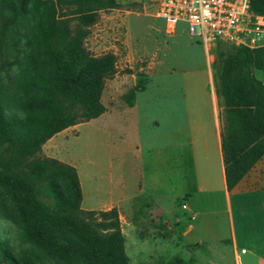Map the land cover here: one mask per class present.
Segmentation results:
<instances>
[{"label":"rangeland","instance_id":"obj_1","mask_svg":"<svg viewBox=\"0 0 264 264\" xmlns=\"http://www.w3.org/2000/svg\"><path fill=\"white\" fill-rule=\"evenodd\" d=\"M115 1V7L97 9L88 19H79L80 15L71 23L82 27V46L90 57L114 55L113 70L102 77L99 103L103 112L53 134L34 156L55 159L73 169L81 194L79 209L92 225L117 221L129 264H239L228 248L211 243L217 236L215 214L204 213L197 224L181 207L183 198L142 191V172L147 173L152 163L168 188L166 137L169 120L173 121L169 115L177 112L182 118L181 98L214 94L226 131L229 120L218 93L219 74L222 56L233 48L220 44L208 51L183 28L169 31L157 16V0ZM56 8L52 1L30 0L26 5L30 32L21 41L24 50L19 58L24 53L30 57L36 102L46 96L53 77L42 33ZM14 55L9 47L0 56V82L17 80L16 65H2ZM253 73L264 84V70L253 68ZM26 116L40 128L51 118L36 106ZM53 183L62 200L72 199L70 177L58 175ZM203 201L196 199L197 204ZM107 212L111 213L103 215ZM36 235L75 239L61 222L41 213L29 192L0 182V251L12 255L18 264H87L40 248L33 240Z\"/></svg>","mask_w":264,"mask_h":264},{"label":"trees","instance_id":"obj_2","mask_svg":"<svg viewBox=\"0 0 264 264\" xmlns=\"http://www.w3.org/2000/svg\"><path fill=\"white\" fill-rule=\"evenodd\" d=\"M28 1L0 0V56L9 47L15 52L13 60H3L2 65L6 68L16 65L18 69L17 80L0 82V182L29 192L44 216L61 222L75 235L74 241L36 235L33 240L40 248L87 264H129L117 221L92 225L79 209L81 194L73 169L55 159L34 156L53 134L103 112L99 103L102 77L113 70L114 55L90 57L82 46V27L71 23L80 15L79 19H88L91 12L115 7L117 3L115 0H35L57 5L42 33L46 53L53 63V77L46 96L36 102V93L31 92L36 82L29 68L30 57L24 53L19 58L24 50L21 41L30 32ZM250 8L254 14L264 15V0H250ZM231 47L233 50L222 56L218 88L229 120L221 143L229 191L239 188L244 175L264 155V84L253 73V68L264 70V46ZM35 106L51 115L41 128L32 126L26 116ZM58 175L71 179L74 194L70 201L62 200L53 183ZM95 226L112 231L102 233ZM5 262L18 264L2 250L0 264Z\"/></svg>","mask_w":264,"mask_h":264},{"label":"crops","instance_id":"obj_3","mask_svg":"<svg viewBox=\"0 0 264 264\" xmlns=\"http://www.w3.org/2000/svg\"><path fill=\"white\" fill-rule=\"evenodd\" d=\"M181 100L182 118L177 112L169 115L173 121L169 120L166 137L168 188L165 190V179L154 171L152 163L147 173L142 172V191L183 198L197 224L204 213L215 214L217 236L211 243L228 248L239 264H264V155L244 175L239 188L229 191L221 146L224 124L217 97L191 95ZM197 198L204 200L202 205L197 204Z\"/></svg>","mask_w":264,"mask_h":264},{"label":"built area","instance_id":"obj_4","mask_svg":"<svg viewBox=\"0 0 264 264\" xmlns=\"http://www.w3.org/2000/svg\"><path fill=\"white\" fill-rule=\"evenodd\" d=\"M156 13L169 31L183 28L208 51L220 44L264 46V15L251 11L250 0H157Z\"/></svg>","mask_w":264,"mask_h":264}]
</instances>
